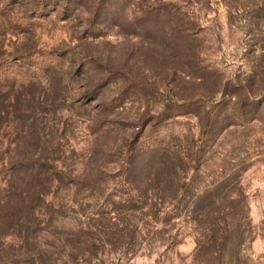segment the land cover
I'll list each match as a JSON object with an SVG mask.
<instances>
[{
	"label": "rangeland",
	"instance_id": "374dc122",
	"mask_svg": "<svg viewBox=\"0 0 264 264\" xmlns=\"http://www.w3.org/2000/svg\"><path fill=\"white\" fill-rule=\"evenodd\" d=\"M263 99L264 0H0V264H264Z\"/></svg>",
	"mask_w": 264,
	"mask_h": 264
},
{
	"label": "trees",
	"instance_id": "16d2710c",
	"mask_svg": "<svg viewBox=\"0 0 264 264\" xmlns=\"http://www.w3.org/2000/svg\"><path fill=\"white\" fill-rule=\"evenodd\" d=\"M256 104L257 105L255 108L260 111L261 117L259 119L255 117V120H260L262 126H264V99L260 100ZM234 168L235 166H229V163L227 162L218 164L217 173L219 174V180L209 185V190H204L202 193L198 194L191 204L195 209H200L204 206L208 207L210 209V212H225L224 217H222L221 221L217 217L212 218V224H219V222L222 221L224 223L231 224L232 220H229V213H235L238 215V226L249 224L247 202L245 201V196L243 195V193H241V191H239V189L237 188L239 187L240 183V181L238 180L240 171L237 170L233 172ZM224 189H226V193L223 194ZM25 192L26 191L21 183L15 181L10 184L7 195H12V197H19ZM234 194L239 195L237 196L239 198L234 197ZM178 195L181 196V193H178ZM235 230L236 229H232L230 230V233L224 235L227 241L228 239L231 240L234 238Z\"/></svg>",
	"mask_w": 264,
	"mask_h": 264
}]
</instances>
